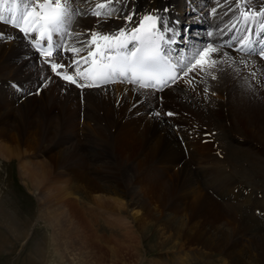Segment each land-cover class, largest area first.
<instances>
[{"label":"rangeland","instance_id":"374dc122","mask_svg":"<svg viewBox=\"0 0 264 264\" xmlns=\"http://www.w3.org/2000/svg\"><path fill=\"white\" fill-rule=\"evenodd\" d=\"M187 3L193 4L184 3L181 14L188 13ZM210 4L196 6L207 10ZM199 27L184 30L182 45L201 42L205 29ZM12 61L0 58V88H6L0 91V113L5 111L0 117V150L8 155L0 159V264H264V129L231 113L237 103L231 83L224 87V100L206 90V96L198 93L191 101L185 90L171 95L170 101L158 93L153 107L130 100L128 111L143 106L148 111L113 118L88 109L83 100L87 91H75L74 100L67 95L58 99L74 113L66 117L59 103H51L49 113L42 110L49 78L30 77L22 58ZM228 62L221 69L234 65L232 58ZM238 70L249 76L247 88L257 85L252 93L260 102L258 85H264V78L258 80L255 68L250 74ZM198 80L193 81L197 89ZM118 103L116 98L114 106ZM2 105L22 112L26 107L31 113L28 123H20L19 116ZM143 114L156 115L161 123L150 120L147 135L139 134L147 139L141 147L149 150L143 158L146 165H122L118 136L131 118ZM254 130L262 137L253 135ZM83 144L89 155L79 151ZM102 149L108 158L103 159ZM173 150L176 156L163 160L162 151ZM39 163H49L52 169L33 170ZM150 185L157 201L151 219L138 199ZM205 197L218 206L220 219L202 220ZM114 199L122 204L120 210ZM140 223H148L145 232Z\"/></svg>","mask_w":264,"mask_h":264},{"label":"bare ground","instance_id":"6f19581e","mask_svg":"<svg viewBox=\"0 0 264 264\" xmlns=\"http://www.w3.org/2000/svg\"><path fill=\"white\" fill-rule=\"evenodd\" d=\"M187 1L192 2L193 4L191 5L187 3L191 6V7L190 6L187 7L189 8L188 13L181 14L180 10L182 12V9L180 8L182 5H184V3L186 4ZM202 1H206V2L209 1L211 3L210 9L207 10H204V8L198 9L196 5H198ZM40 2H43V0H36V3H40ZM99 3H108V0H72V7L75 10L76 15L74 17L73 22L68 27L67 31L73 33V35L71 36L54 35L53 36L54 44L62 43L64 47L73 46L76 48H80L82 42H87L89 40V36L91 32L104 33V34H107L109 32L115 33L116 30L120 28L127 29L130 32L134 26L139 24V22L144 16L146 15L160 16L168 21L169 27L173 30L172 33H170L169 35L173 36L176 43L166 45V47L170 49L169 54L172 56L174 60L181 59L185 56H191V54L195 49H203L206 48L209 44H211L213 48L217 49L216 52L212 53V57L214 58L215 56L214 58V60L216 61L215 66L206 67L204 71H200L199 68L193 71H187V69H185L187 75L181 73L180 78L177 79L175 83H170L167 87H163L160 90V92L162 93H160L159 90L155 88H140L136 84H131L127 82H123V83L115 82V83L103 84L100 87L82 88L62 78V75L65 73L73 76L76 75L73 68L67 67L69 64L72 63V59L74 56L72 51L70 50L65 51L64 47H61L58 51L54 50L51 56L39 55L35 51H33L34 50L33 45L39 43H44L46 45L47 44L46 39L41 40L39 34L37 33H31L30 35H25L24 32L20 31L19 28L12 26L10 23L0 22V32H4L5 34V35L2 34L0 36V58L4 62L12 64L14 63V61L12 60L15 57H20L23 59V62L27 64L26 69L28 76L36 77V79L40 77L42 78L44 76H47L49 78V81L45 88L46 90H44L43 92V97L46 98H45V102L44 99H42L43 100L42 105L44 106L43 108L41 107L42 110L45 109V112L46 110H48L47 112L49 113L50 104L59 103L62 107L63 110L62 112L64 113V116L72 117L74 115V113H72V109H69L68 111L65 110V105H62L58 101V99L62 98L64 95H67L70 96V99L72 98V100H74L76 98L75 91L78 92L79 94H81L84 91H87L84 94L83 100L86 101L85 103L88 109L94 111L96 110V112L105 111L106 112L105 115L107 117L112 116L111 118H113V115L117 113L127 117H132L137 113H141V112L144 113L148 111L149 107H153L154 104L151 102L155 101L154 96H156V94L158 93L164 96L165 98H167L168 100L169 99L172 100L174 99L175 97L174 94L177 91L185 90L187 92L185 96H187V98L190 99L191 101L192 99L193 100L197 99L198 93H201V95H203L206 90V92H208V95H216V97L218 96V98L224 100V94H223L224 87L227 84V82H229L236 90V95L233 94V97H236L235 99H237L236 105H234L233 108H230L231 113L234 116L235 114H238L237 119L240 120L246 119L248 123L252 122L254 125L260 126L256 128L259 129L260 131H263L264 105L262 104L264 101V85L263 84L258 85L260 86L258 93H260V97L262 96V100H260L259 102L256 96H254L252 93L254 92L253 89L257 85H254L252 83V86L254 87L252 89L247 88L248 85L246 83L250 78H248L249 76L247 74L240 73L238 67L239 69H243L247 71L248 74H250L251 68H255L257 71L256 77L257 78L259 77L258 80L262 82V79L264 78V62L261 58L255 57L252 54L253 53L259 54L261 48H264V35H261L260 33L261 25H264V17H261L259 15L253 17V13H256L260 11L262 8H264V0H186V1L185 0H120V2L118 3L115 2V0H113L111 6L115 8L117 12L113 14L110 18L106 16L97 17L91 14V9L96 8L97 4ZM213 9H215V12H213ZM5 14L7 15V13ZM188 14L194 15L193 18H191L193 20L188 21L187 19L189 16ZM244 14H247V18ZM128 16L132 17L131 22H129L126 19V17ZM196 24L201 25V28L205 29L204 30L205 33L202 37L203 42L200 43L199 46H197L193 44L192 41H190L191 44H189V46L186 47L187 50L184 51L183 49L180 48L183 45L182 46L179 45L181 44L180 37L183 35V32L181 31L184 30L183 27H185V29L191 28L192 26H196ZM209 33H211V35H209ZM236 41L237 43L233 45V43ZM242 48H245L246 51H250V52L249 53L243 52ZM224 51H228L231 55H227L226 53H224ZM86 54L87 53L85 51H82L78 55L82 57L85 56ZM218 54H221L220 55L221 57H218L219 56ZM224 54H226V56H228L229 59L232 58V63L234 65L233 66L229 65L230 67L228 66L223 70L221 68L223 67L224 63L226 64V66L227 63H229L228 62L229 59L227 60V57ZM26 56H29L28 59L26 58ZM53 62L57 64L65 65V67L57 69V72H60L61 75H57L56 72H53L52 68L49 67V63H53ZM1 77L2 76L0 73V79ZM12 77H14L16 80L18 79L20 81L22 80L20 79V77L15 76V74H13ZM198 77L200 78V80L196 81V83H198V89H197L193 81ZM33 79L32 81H35ZM29 80L31 79H28L27 81ZM11 83L13 84L12 81H9L8 85H10ZM26 83L28 84V82ZM80 83H84V81L80 80ZM243 83H245L246 86H244ZM20 84H22V82H20ZM28 87L30 88V85H28ZM4 89L6 88L5 87L0 88V91ZM167 89L168 91L166 92L165 90ZM64 90H66V92L62 94ZM11 92L9 91L10 94H12ZM94 94L98 95L97 98ZM124 94H128V96H125ZM250 94L251 97L247 100ZM171 95H174V97ZM204 95L206 96V94ZM22 97L23 96H21L20 98ZM116 98L119 99V103L117 106H114V102ZM130 100H135L137 102L147 101L150 104L148 105V108L143 106L142 108L139 107L138 109L135 110L133 109L134 111L132 110L128 111L130 109L128 108L130 106ZM200 100L201 99H199V101ZM3 102L7 104L6 101ZM23 106H24V102L22 107ZM5 107L6 110L8 109L13 113L15 112V114L19 116L18 121H20V123L21 122L26 123L27 120L30 119L29 114L31 113L27 111L28 109L26 107L24 108L25 110L23 112L21 111L20 108L18 111L17 109H14V107L11 106L3 107L2 105V108ZM77 107L78 104H75L74 108ZM182 108L185 109V106H183ZM62 112H60L61 115ZM148 113L149 112H147L146 114ZM4 114L5 111L0 113V117L1 115ZM156 117H157L156 115L155 117L154 116L148 117L147 115L143 114L142 117L131 118V121L127 122L128 124L126 125V128L122 130V132L118 136V143L116 148L118 157L121 160V162H123L122 165L130 166L132 164V167L133 166L135 167L141 166V168L145 167L146 163L145 161H143V158L144 156L149 155L148 153L149 150H145L144 152L143 149L141 148L146 145L147 139L146 137L141 139L139 134L144 133L145 134L144 136L147 135V129L149 125L148 121L150 120H154V122L157 121L159 123L158 125H161V123L159 122L160 121L159 118ZM52 119L55 118L52 116ZM157 122H155L156 125ZM9 123L11 124V120L9 121ZM143 126H145V128L144 130H141L139 127H143ZM3 131L4 130L0 128V136L3 135L4 133ZM257 131L258 130H256L253 135L262 137L261 132L260 131L257 132ZM82 150H84L86 153ZM79 151H81L83 154L85 153L86 155H89L88 153L89 151H87V147L84 144L82 145V148ZM107 152H108L107 150L102 149L101 156L103 157V159L108 158ZM142 154L143 157L141 156ZM162 154L164 155L163 160H165L168 157H172V158L175 157L176 151L173 150L166 154H164V151H162ZM7 156L8 155L2 154L0 150V159H3ZM32 166H33V170H38V171H45L52 169V165H50L49 163L47 165H45V163L33 164ZM151 185L148 186L147 189L142 190L138 196L140 202L142 200L144 201V205H145L144 214L148 218H150L151 213L153 214V212H151L153 208L152 206L153 205L156 206L157 203V201L154 198H152L154 197V193H153L154 186ZM64 195L66 196V193H64ZM115 205L116 207L119 208V210L121 209L122 204L118 202L117 199H114V206ZM203 205H205L206 210L201 212L202 214L200 217H202V220L211 222L213 220L220 219L222 215L220 214L218 206L211 199L205 197ZM116 207L115 208L113 207V211L114 209H116ZM206 212H211L210 213L211 215L208 216ZM133 217L134 219H136L137 216H133ZM141 221H142V217H141ZM147 224L148 223L138 224L141 231L145 232L146 229H148L149 225Z\"/></svg>","mask_w":264,"mask_h":264},{"label":"snow or ice","instance_id":"6c2138e0","mask_svg":"<svg viewBox=\"0 0 264 264\" xmlns=\"http://www.w3.org/2000/svg\"><path fill=\"white\" fill-rule=\"evenodd\" d=\"M112 2L108 0V3L97 4L96 8L91 9V14L110 18L117 12L111 6ZM75 15L72 0H43L40 3H36V0H0V22L10 23L25 35L39 34L41 40L46 39L50 50L58 51L64 47L62 43L54 44V35H73L67 29ZM244 15L247 18V14ZM256 15L264 17V8L253 13V17ZM126 19L132 21L131 16ZM172 31L163 17L146 15L130 32L124 28L107 34L91 32L89 40L82 42L80 48L64 47L65 51L70 50L74 54L72 63L67 67L73 68L76 75L65 73L62 78L82 88L127 82L140 88L161 90L169 82L175 83L181 73L187 75L185 69L193 71L199 68L204 71L206 67L215 66L216 61L211 57L217 49L211 44L203 49H195L191 56L174 60L166 47L176 43L169 35ZM260 33L264 35V25H261ZM82 51L87 54L81 57L78 54ZM41 54L51 56L52 51L41 50ZM259 55L264 58V48H261ZM62 67L65 65L51 63L57 75H61L57 69ZM80 80L84 83H80Z\"/></svg>","mask_w":264,"mask_h":264}]
</instances>
